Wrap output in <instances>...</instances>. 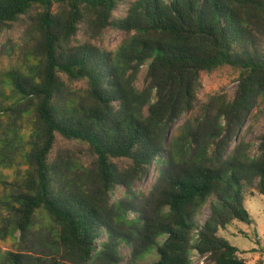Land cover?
Wrapping results in <instances>:
<instances>
[{
    "label": "trees",
    "instance_id": "1",
    "mask_svg": "<svg viewBox=\"0 0 264 264\" xmlns=\"http://www.w3.org/2000/svg\"><path fill=\"white\" fill-rule=\"evenodd\" d=\"M121 5L125 14H115ZM23 20L22 44L0 73V242L18 246V231L40 232L53 256L29 257L31 264H65L68 256L120 264L122 243L131 247L128 264L150 253L151 264H190L194 250L213 264H248L218 232L252 223L241 186L256 179L264 196V135L255 156L236 146L225 157L218 138L264 104V55L255 44L264 35V0H0V28ZM109 26L123 39L108 53L92 41ZM221 67L237 74L234 97L212 96L197 121L201 74ZM184 113L192 122L168 139ZM56 135L94 158L89 170L73 164L82 177L49 161ZM114 158L130 169L121 173ZM152 162L155 217L126 220L108 194ZM211 197L210 216L196 228ZM121 223L128 234L117 230ZM0 264L29 263L21 249H0Z\"/></svg>",
    "mask_w": 264,
    "mask_h": 264
},
{
    "label": "rangeland",
    "instance_id": "2",
    "mask_svg": "<svg viewBox=\"0 0 264 264\" xmlns=\"http://www.w3.org/2000/svg\"><path fill=\"white\" fill-rule=\"evenodd\" d=\"M125 11L126 7L121 5L119 11L115 14L121 13L123 15ZM24 25L25 21L23 20L0 28V73L10 66L9 57L14 53V48L21 46ZM80 38H82L80 40L82 42L88 40L82 33H80ZM122 39L123 33L109 26L95 41H92V44L109 53L116 49ZM255 44L257 49L264 55V35L257 36ZM236 75V72L228 67H221L211 73L201 74L200 88L197 92L196 107L193 113L198 118L197 121L203 120L205 110L208 109L207 104L212 96H224L227 99H233L236 89ZM146 84V67L144 66L138 74L136 86L141 89ZM74 86H83V82H76ZM213 109H216L214 104L209 110L212 111ZM191 116L192 114L190 113H184L177 118L169 127L168 139L174 134H178L182 126L191 123ZM245 117L244 121L238 127L231 125L230 122L225 133H222L220 138H218L222 141L223 156H229L236 146H239L251 156L258 154L260 139L264 135V104L261 102L255 104ZM224 123L226 124V122ZM216 132L218 133V130ZM192 145L196 146L194 140L192 141ZM50 154L49 161L51 163L61 166V172L63 173L67 168V173L75 177H82L84 174L73 167L74 163L81 165L83 170H89L93 165L94 158L83 144L75 140H66L59 135H56L55 144ZM111 161L120 168L121 173L130 169V161L127 159L114 158ZM175 168L173 167L171 169L174 170ZM183 168H187V166ZM158 170L159 165L152 162L143 177L134 178L129 186H126L124 183L114 185L108 194V204L110 207L113 204H121L127 211L126 220H132L136 217L142 218L143 220L146 217H155L154 191L158 180ZM89 178L90 188L93 190L95 187L91 183L93 178L92 173ZM242 183L241 196L245 207L252 215V223L249 225L236 223L225 229L219 228L218 235L228 239L236 246L238 248L239 258L246 263L264 264V256L261 253V249H264V196L260 195L257 190L256 179L254 181L252 178L249 181L242 180ZM214 199V197H211L196 215V228H200L210 216L211 203L215 201ZM115 210L117 209L115 208ZM117 230L124 234L129 233L128 227L122 223L118 225ZM15 237L16 244L18 242L19 245L12 246L11 243H6L8 240H3L0 242L1 251L21 249L24 259L29 264H31L29 257L39 259L48 255L51 261L53 254L48 249L50 241L46 237L41 236L40 232L33 231L23 234L21 231H18ZM254 239L259 240L258 245ZM121 252L123 259L120 264H128L131 247L122 243ZM155 259L156 256L150 253L144 259L140 260L139 264H151ZM190 262V264H213L208 254L201 255L195 252L190 254ZM64 263L78 264L71 256H68L64 260ZM89 264L105 263L97 260Z\"/></svg>",
    "mask_w": 264,
    "mask_h": 264
},
{
    "label": "clouds",
    "instance_id": "3",
    "mask_svg": "<svg viewBox=\"0 0 264 264\" xmlns=\"http://www.w3.org/2000/svg\"><path fill=\"white\" fill-rule=\"evenodd\" d=\"M193 252L197 253V251H195V250Z\"/></svg>",
    "mask_w": 264,
    "mask_h": 264
}]
</instances>
